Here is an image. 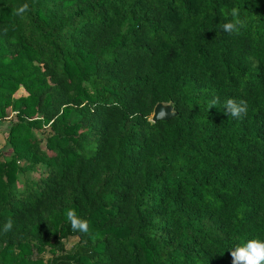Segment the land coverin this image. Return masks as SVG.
Wrapping results in <instances>:
<instances>
[{"label":"trees","instance_id":"16d2710c","mask_svg":"<svg viewBox=\"0 0 264 264\" xmlns=\"http://www.w3.org/2000/svg\"><path fill=\"white\" fill-rule=\"evenodd\" d=\"M9 111L0 264H264V0H0Z\"/></svg>","mask_w":264,"mask_h":264},{"label":"rangeland","instance_id":"374dc122","mask_svg":"<svg viewBox=\"0 0 264 264\" xmlns=\"http://www.w3.org/2000/svg\"><path fill=\"white\" fill-rule=\"evenodd\" d=\"M26 95V92L23 90L22 87H20L14 94L13 97H19V96H24ZM7 117L5 120L0 121V153L2 152L4 155H9L10 154V149L7 145V134L8 130L10 128L11 123L14 120V113L13 112H8ZM37 173H33L32 176H35ZM76 239H72L70 241L66 242V248H70L72 244H74ZM48 256H51V253H45L43 255V259H46Z\"/></svg>","mask_w":264,"mask_h":264},{"label":"water","instance_id":"95a60500","mask_svg":"<svg viewBox=\"0 0 264 264\" xmlns=\"http://www.w3.org/2000/svg\"><path fill=\"white\" fill-rule=\"evenodd\" d=\"M177 115V112L174 110V106L171 102L169 103H157L152 111L150 121L158 122L163 120H169L170 118Z\"/></svg>","mask_w":264,"mask_h":264}]
</instances>
